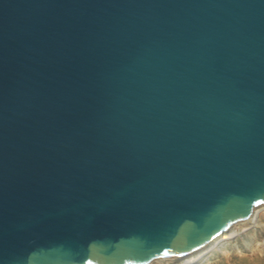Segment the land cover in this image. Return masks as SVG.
Returning a JSON list of instances; mask_svg holds the SVG:
<instances>
[{
	"label": "water",
	"instance_id": "95a60500",
	"mask_svg": "<svg viewBox=\"0 0 264 264\" xmlns=\"http://www.w3.org/2000/svg\"><path fill=\"white\" fill-rule=\"evenodd\" d=\"M264 205V0H0V264H146Z\"/></svg>",
	"mask_w": 264,
	"mask_h": 264
},
{
	"label": "rangeland",
	"instance_id": "374dc122",
	"mask_svg": "<svg viewBox=\"0 0 264 264\" xmlns=\"http://www.w3.org/2000/svg\"><path fill=\"white\" fill-rule=\"evenodd\" d=\"M245 223L242 226H246ZM237 229L236 237L219 245L211 255L199 264H264V214L258 223L242 232ZM182 259L159 261L152 264H182Z\"/></svg>",
	"mask_w": 264,
	"mask_h": 264
},
{
	"label": "bare ground",
	"instance_id": "6f19581e",
	"mask_svg": "<svg viewBox=\"0 0 264 264\" xmlns=\"http://www.w3.org/2000/svg\"><path fill=\"white\" fill-rule=\"evenodd\" d=\"M262 214H264V205H259L253 208L251 214L246 219L234 223L225 232L214 237L208 244H206L204 247L197 250L196 252L182 257L155 259L146 264H152L154 262L159 261H170L175 259H182V264H199L203 260L207 259L214 251V249L219 247V245H224L226 242L236 237L237 229H239L240 226L244 225L245 223H248V225L242 226V232L248 231L250 229V226H255L258 223Z\"/></svg>",
	"mask_w": 264,
	"mask_h": 264
}]
</instances>
